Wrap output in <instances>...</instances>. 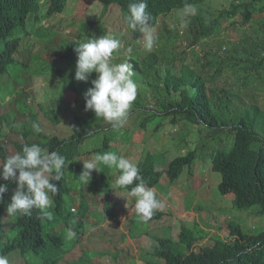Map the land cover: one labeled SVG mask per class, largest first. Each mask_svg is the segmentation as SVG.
<instances>
[{
	"label": "trees",
	"instance_id": "1",
	"mask_svg": "<svg viewBox=\"0 0 264 264\" xmlns=\"http://www.w3.org/2000/svg\"><path fill=\"white\" fill-rule=\"evenodd\" d=\"M67 1L0 0V42L4 43L0 47V56L7 61L10 53L8 48L10 47L16 48L23 42L29 44V41L32 43L33 39L40 36L49 37L53 33V36L57 37L58 32H53L54 27H68L69 20L66 17L58 20V22L63 20L61 24H58L56 20L59 16H63L61 14L66 7ZM95 1L103 6L100 16L105 13L104 11L109 5H117L116 8L121 13V21H124V16L128 14V5L135 2V0ZM43 2L45 11L41 13L40 9ZM147 2L148 8L146 11L150 15V26L157 25L159 17L167 16L175 10L183 9L185 3L192 4L199 9L196 15L187 18V26L182 30L184 33L181 36L182 38L186 37V47L189 49H183L181 57L175 59V56L172 55L173 53L176 54L175 45L170 47L169 52L166 51L169 40L171 38H173V41L174 39L176 40L178 32L165 28L161 31L159 29V36L155 42V45H157L155 52L150 53L149 59L142 63L145 68H149L147 64L148 61L151 62V67L154 68L155 72L146 70L151 77H159L158 73L163 70H160V68L164 67L165 76L176 84L179 88L178 90L184 88L187 84L191 86V94L188 91L185 92L191 97L190 102H188V97L185 93L184 96H179V98H174V94L164 96L166 92H170V94L173 91L176 92V90H171L170 86H166L164 82L160 101L166 102V105H163L164 109L159 112L167 116L170 115L169 122L173 124L181 122L184 130L197 129L200 135L195 136L194 140H192L193 146L188 143L191 139L188 137L183 143L187 152L173 157L171 160L167 159L165 155L156 158L152 153L146 151L137 161L144 181L148 187H151L153 183L157 182L158 176L164 174L170 182L181 172L184 165L188 166V170L191 172L193 161L199 158L200 149L205 147L204 142L210 143L224 134L227 136L226 140L231 138V145L228 147L227 143H225L224 148L214 147L208 157L211 169L220 175V181L217 184L218 193L231 198V208L244 209L247 212L250 211L251 215L255 214L259 217H264V110L255 103L251 88L254 84V89L264 92V0H230L228 6L215 11H208L203 8L205 0H147ZM255 13L261 15L257 20L255 19ZM42 21L45 22L46 27L40 24ZM224 21L229 22L232 29L242 36L238 42L240 45L236 46V44L232 43L231 47L238 57L236 58L237 62L235 61L233 66H241L240 68L244 72L240 78L239 89L244 88L251 91L248 94L249 98H246V100L242 99L240 90L236 87L228 86L233 84V80H239L238 77L231 79L228 68L216 67L208 78V82L206 81L207 83H205L203 81L202 83V81L194 80L193 70L183 64L187 51L194 48L199 41L204 43L201 40L221 33L222 22ZM254 22H256L255 25L257 27L253 26ZM100 23L101 21L96 19L93 22L84 21L82 25L88 32L94 25L100 27ZM28 25L32 28V31L27 30ZM244 25H248V27H244ZM125 26L133 36L136 35V30L131 29L126 22ZM28 32H30V35H27ZM92 36L97 35L92 33ZM243 43L245 46L242 47ZM74 47L73 50L69 49L70 53L66 52V55L71 54V57H73L76 54ZM27 49L30 50V48ZM239 52L243 55H239ZM208 53L209 51H205V54ZM75 58L77 59V56ZM204 59H206V55ZM175 60H178L182 67L179 70L180 72L176 71L179 66L173 62ZM133 62V66L137 68V62ZM8 64H0V73L6 72ZM221 75H225V80L221 85L216 84L215 81ZM89 85L91 87V84ZM85 86L86 82L70 81L61 87L60 90L63 91L70 89L78 92L77 99L72 102V104L77 105V108L71 110L70 106L69 113L61 112L60 106H56L51 97H49L47 102H36L37 108L34 111L31 109L32 106L28 105L26 100L23 99L18 107L23 109L24 112L27 110L29 113L27 121L21 124L23 129L20 134L23 140L21 142H13L14 153L21 151L26 144L29 146L33 143L38 144L49 152L58 151L71 161L68 164V166L72 165L68 171V177L73 174V176L79 175L83 168L82 163L78 161L83 152H80V144L86 138L94 135L97 130H108L107 126L103 127L101 125L91 130L81 114L82 110L79 108H84L85 100L84 93L78 89ZM184 90L182 89V91ZM162 91L165 92L162 93ZM81 95L82 98L79 100ZM138 104V101L135 102L136 107ZM35 111L46 114L44 116L46 120H43L42 123L45 125L47 132L44 131L42 124H39ZM24 112L19 111V113ZM88 115L94 120H103L96 118L93 112ZM12 116V114L0 116V129L3 128L4 121L10 125L9 120H11ZM60 122L63 126L64 136L48 133L51 127H56ZM143 122L144 124L146 123L145 120ZM33 124L40 126L41 131L39 133L34 131ZM108 128L113 130L110 125H108ZM125 130H128V125L125 128L113 131L119 132L124 138L126 137ZM141 131L148 133L145 128H142ZM0 137H2L1 134ZM146 138L142 137L133 140L136 143H142ZM111 139H113L112 136L104 135L102 148L98 149L106 150L118 145L114 141L110 142ZM202 141L204 142L202 143ZM177 143L181 144V142ZM111 152L117 154L114 149ZM6 157H8L7 151L0 142L1 163ZM131 157H128V159L131 160ZM111 170L102 165L101 172L92 173L91 181L84 186L83 184L82 186L80 185V188H77L72 180L65 181V175L60 181H56L55 183L59 184V191L53 198V207L49 209L53 213V219H62L67 224L74 223L75 219H77L80 222L78 231L89 223L90 217L96 218V220L102 219L103 214L107 213V210L113 206V198L116 195L111 191L113 187L110 188L106 184L95 189L98 180L93 178L99 177V181L107 179L110 181V177L113 176L110 173ZM0 183L5 182L0 181ZM8 187L10 191L4 193L3 202L0 203V237L6 235L8 238H6L7 240L4 248L0 251V255L4 256L12 251L23 254L28 250L34 253L44 251L48 254L51 246L47 243L49 235L44 230L48 220L40 218L39 210L34 209L31 217H13V230H4L1 212L7 208L11 190L15 188V185L9 183ZM131 187L129 186L128 189L130 190ZM89 190L93 197L105 194V198L99 206L94 203L93 199L91 202L90 197L87 198L86 191ZM72 204L76 206V214L70 212ZM92 206V209L96 212L89 210ZM193 209L201 210L202 208L195 206ZM160 215V213L155 211L150 220L141 222L146 227L144 233H132L129 235L131 239H137L140 235H147L154 239V246L149 251L150 256L147 259L146 255L143 256L145 264H153L156 260L163 262V264H264V222L257 226H251L256 228V231L253 232L255 234L244 232L239 224L231 221L225 222V224L220 223L218 224L219 231H224L225 237L215 240V234H213L210 238L212 241L211 245L200 246L196 250L193 247L194 244L202 239L204 235L197 224L190 231L187 229L181 231V241L170 236H151L147 224L149 221L157 219ZM96 220L92 222V225L96 224ZM139 220L141 219L139 218ZM0 244L3 246L1 242ZM46 260L47 258L44 256V263H47Z\"/></svg>",
	"mask_w": 264,
	"mask_h": 264
},
{
	"label": "clouds",
	"instance_id": "2",
	"mask_svg": "<svg viewBox=\"0 0 264 264\" xmlns=\"http://www.w3.org/2000/svg\"><path fill=\"white\" fill-rule=\"evenodd\" d=\"M147 8V0H135V2L128 5V14L124 16V21H122V24L126 28V22L131 29L136 30V35L133 36L128 29L127 30L129 32V35L124 36V38L119 34L122 39L126 40V44L123 40L120 41L118 37L116 38L113 35H99L98 32H101V28L95 25L93 30L91 28V30L88 31L89 33L83 36L79 33V30H83L84 26L80 25L78 30L75 31L76 33H71H75L73 37H77V40L71 41L70 43L63 42L65 35L61 32L59 33L64 36L58 34L57 40L53 39L55 38L53 36L54 33L49 37L40 36L36 38L41 39V42L34 44L40 51L34 52L30 49L28 51L29 55L24 57V61H18L13 56L17 51V48H19L20 50V44L16 48H8V51L10 52L8 55V60L6 61L2 56H0V64L9 63L8 68L6 72L0 73V75L5 74L15 79L11 76L10 72L13 73L17 69L15 66H19V73L17 76H19V78L21 77L22 79L20 81L17 80L16 83H13V91L7 94V96L13 94L12 100H9L10 102L6 105L10 106L8 108L9 111L4 112V114L0 116H4L7 114L13 115L14 113L12 112H15V116H17L19 114V111L17 112L19 103L23 101V99L26 100L28 105H31L30 101L27 100V97H30V95H25L23 90L28 86L33 89L37 88V83H35L36 79L42 81L40 83L41 87L39 88L42 90V92L44 86H48V81L50 83L49 86H54L58 81H60V89L70 81L86 82V86L81 87L78 90H81V92L84 93V110L86 116L83 115V110L81 111V114L84 116V119L86 120L89 128L90 123L94 121V118H90L88 115L91 112L94 113L96 118H101L105 122H107L113 130H119L123 127L124 123L132 113H134V116L136 117L138 115H143L146 107L156 108L158 104L155 101V97H152L151 100L145 102L146 105H144L143 103H139L136 107L135 103H133L136 99L137 94H140L141 90L140 80L136 82L133 80L135 73L137 71H141V68H144L145 70L150 72H155L154 68L151 67L150 61H148L147 64L149 68H145V65L142 63L143 61H147L150 57V53L155 52V49L157 48L155 42L158 36L156 35L154 38L152 32L153 29H156V25L150 26V15L146 11ZM196 14L197 8L192 4L185 3L179 15L180 26L186 27L187 17L194 16ZM99 17L100 15L98 16V19ZM43 22L44 21H42L40 24H42ZM159 29L160 28L156 29L158 33ZM27 30L32 31V28H27ZM161 30L164 29H160V31ZM55 31L56 30L53 29V32ZM92 33L96 34L97 36L91 37ZM178 33L179 35H182L184 32L179 31ZM205 40L206 38L201 41L205 42ZM3 44L4 43L0 42V47ZM122 44H124L125 46L123 47ZM67 45H69L68 48L66 47ZM73 47L76 54L73 57H71V54L66 55V52H69V49L73 50ZM222 47L224 50H222ZM225 50L226 48L222 44H220L218 45V48L216 50V52L218 51L217 56L212 55V53L210 52L208 54H205L204 52L197 62L198 67H194L188 64L186 58H184L183 64L193 70L192 72L194 80L202 81V83L203 81H205V83H207L208 78L213 73V70L216 67L225 68ZM181 55L182 53H178L176 57V54H174L175 59L181 57ZM205 55L206 59H204ZM75 56H77V59L75 58ZM132 59L133 61L137 62V68L133 66L134 62L132 61ZM173 62L178 64L179 67L176 69V71L180 72L179 70H181L182 67L179 64L178 60H175ZM27 70L30 73L24 72ZM160 70L162 71H160L161 73L158 74L159 78L161 79V85H163L165 82L166 86H170L171 90H176V92L173 91L172 94H170V92H166L164 96L174 94V98H179V96H184V93L186 91H188V93L191 91V86L189 84L185 85L184 88H180V90H178L179 88L176 86V84L170 81L165 76L164 67L160 68ZM4 79L11 82V80L6 76L4 77ZM29 79L30 82L28 81ZM224 80L225 75H221L215 82L216 84L221 85ZM27 82L29 83L24 85V83ZM89 84H91V87ZM18 87H20V89H16ZM182 89L185 90L182 91ZM68 90L70 89L64 91L61 90L62 96H64V93L66 91L68 92ZM42 92L40 93V97H42ZM164 92L165 91H162V93ZM74 93V99H77L78 92ZM14 94H16L18 98L14 97ZM185 95L188 97L187 101L190 102L191 97H189V95H187L186 93ZM35 97L30 98L31 101L36 104V101L38 102V97L36 98V101L34 100ZM161 103L166 105V102ZM162 107L164 106L162 105ZM168 117L170 118L171 116L169 115ZM11 120L13 121V118ZM144 120L147 122L148 117L142 116L141 120L138 122V126L140 128L138 134L141 135L142 133L140 138L147 137L144 140V143H147L151 135H146L148 133H144L143 131H141L142 126L140 123ZM132 123H135V121H133ZM177 124L178 123H175L173 125ZM33 129L36 133H39L41 131V128L38 124H33ZM2 137H0V142ZM92 139H94V137ZM160 141V139L155 140L154 138L151 141L156 150L159 152L162 151L161 147L159 146V144H162L160 143ZM171 141L174 142V140ZM120 145H122V143L112 147H118ZM83 146L85 147V149H83V152H85L87 155V152H89V150H87L89 147L88 142ZM183 147L186 149L185 146ZM90 152L91 153L89 154L93 155V151L91 150ZM186 152L187 150H185V152L183 153H178L173 157H177L178 155L184 154ZM162 155H165V153L163 152ZM173 157H167V159L171 160ZM196 161L197 159L193 161V164L194 162L196 163ZM70 162L71 161H69L64 155H61L58 151L49 152L43 149L38 144L33 143L30 146L27 144L24 145L22 147V150L16 152L14 155L8 154V157H6L4 161L0 163V181L5 182L0 183V203L3 202L4 193L10 191L8 184L12 183L15 185V188L11 190L10 201L7 204V208L1 212V215L3 216L2 224L4 226V230H13V217H31L34 209L39 210L40 218L48 220L44 226V230L49 235V237H47V243H49L51 246V250L48 251V254L44 251L34 253L33 251L28 250L23 254L18 253L17 251H12L4 256L0 255V264H9V261L13 259L11 256L13 254L19 255L23 259V264H34L33 261L35 262V264H71V261L77 259H81L79 263L89 260L88 264H103L102 261L105 258H119L117 255V253L120 251L119 248H117L116 246L113 247V244L110 241V236L115 235H109L104 230H100L99 234L97 235L100 240L97 244L100 247L99 250L90 252L91 256L89 258L87 256L84 257V255H86V253L84 252V248H90V245L81 243V238L86 235L84 233H89L90 231L91 233H93L96 228H98L101 224L106 223L110 218L115 219L118 213H115L117 212V208H115L114 206L119 205V201L117 203L113 202V206L107 210V213L103 214L102 219L96 220V218L90 217L89 223H87L82 228V234L81 229H79L78 231L80 222L77 219H75L74 223L68 224L65 223L62 219H53V213L49 209L53 207V198L59 191V184L57 185L55 182L60 181L64 177V175L65 181L72 180L74 185L77 186V188H80V185L82 186L83 184L84 186L91 181L93 171L101 172V165L112 169L110 171L112 175V171H114L113 169H115L117 172H114V174H117L116 177L114 178V175L110 177V181L114 186L113 190L111 191L115 193L118 200L120 199L122 191H125L128 196L132 197L135 200L134 208L132 209L135 213V218L137 219H132L136 221L135 225L139 222H146L150 220L153 217L155 211H157L161 215L157 219L151 220L149 222L158 221L161 217L165 216L166 212H168L167 208L164 206V199L160 200L157 196L156 190L154 189L157 185L167 180L164 174L158 176L157 182L153 183L151 187H148L140 173L138 163H134L124 156L117 155L115 152H103L94 155V157L90 160L82 161L83 168L81 173L75 176H73V174L71 177H68V171L72 167V165L68 166ZM188 169V166L184 165L181 172L175 178H173V180L178 178V176L184 171H188L187 173L193 176ZM161 178L162 181H160ZM77 180L80 182H78ZM129 186H132L130 190L128 189ZM86 196L87 198L90 197L91 202L93 199L94 203L98 206L105 198V194H101L99 197H93V194L90 190L86 191ZM181 207L186 212V209L182 202ZM92 208L93 206L90 207V209ZM70 212L76 214L75 205L72 204ZM193 214L196 213L193 212ZM138 217L141 220L138 221ZM94 220H96L97 222L96 224L92 225V222ZM118 220L122 223V226H126V223L124 222L122 216H119ZM225 222L226 221L224 220L221 223L225 224ZM195 224H193L190 229H192ZM6 225H9V229ZM88 225H90L91 227L88 228ZM131 226L134 227L133 222H131ZM197 226L198 228L202 229V232L204 233L203 238L205 236H207V238L209 237V235L211 236V234H209L210 229L202 226L200 227L199 224H197ZM169 228L171 229L170 231L172 234L173 229L172 227ZM114 233L118 234L117 232ZM129 235L130 234L128 231L127 237H129ZM143 236L144 235H140L138 236V238ZM145 236L147 237V235ZM161 236L162 235H159L158 237ZM6 238V235L0 237V242L3 244V246L0 244V251L4 248V244L8 239ZM66 239L72 240V245L68 249L62 250L63 244ZM154 243L151 247H149L150 250L154 246ZM209 244H212V241ZM149 251L145 252L146 259L150 256ZM97 252L100 253V255H104L99 257L94 256L93 253ZM28 253L31 254L32 258L28 255ZM44 256L47 258V263H44ZM135 264H145V260H138ZM153 264H163V262L156 260L153 262Z\"/></svg>",
	"mask_w": 264,
	"mask_h": 264
},
{
	"label": "rangeland",
	"instance_id": "3",
	"mask_svg": "<svg viewBox=\"0 0 264 264\" xmlns=\"http://www.w3.org/2000/svg\"><path fill=\"white\" fill-rule=\"evenodd\" d=\"M230 0H205V3L203 5V8L207 9L208 11H215L216 9H221L224 6H228ZM115 6V7H114ZM117 5L111 4L108 6V8L105 9V13L99 17V20L101 21V32H98L99 35H113L120 41H124L126 44V40L122 39L121 36L129 35V32L127 28L124 27L122 24V17L121 13L118 8H116ZM197 8V7H196ZM41 13H44L45 11V5L44 2L41 4ZM182 9L175 10L171 14H168L167 16L159 17L158 22L156 25V29H169V30H175L176 32L182 31V28L184 27L180 26V20L179 15ZM197 8V12H198ZM103 11V6L101 3L95 1V0H68L66 3V7L61 15L56 20L58 24H61L63 20L59 21L60 18L65 19V17L69 20L68 27L62 28V27H54L53 29L58 32L59 35L63 33L65 35L63 42L70 43L71 41L77 40V37H73V35L76 33L75 31L78 30L79 26L82 25V23L85 20L94 21L95 19H98V16ZM261 15L258 13H255V19L257 20ZM188 18V17H187ZM239 19V18H238ZM44 26L45 22L42 23ZM256 22L253 23L254 27H257L255 25ZM50 25V24H49ZM28 29L30 26H27ZM244 27H248V25H244ZM94 29V26H92V30ZM156 29H153V35L159 36V33L156 31ZM250 30V29H249ZM61 32V33H59ZM72 32H75L74 34H71ZM79 33L81 35H87L89 32H86L85 29L79 30ZM71 34V35H70ZM27 35H30V32L27 33ZM61 35V36H64ZM32 37V35H31ZM185 38H182L181 35L178 33V38L174 39L171 38L169 40L168 46L166 51H170V47L175 45L176 46V54H180L183 49H188L185 44ZM242 36L240 34H237L236 31L232 29V26L229 22L224 21L222 22V29L221 33L217 36L209 37L205 40L204 43L199 42L194 48L191 50H194L193 52L187 51L186 54V61L188 64L194 67H198V61L201 58L202 54L205 51H209L212 53V55L217 56L218 51L216 52L218 45L222 44L226 48V63L225 68H228L230 71V77L233 80V78L238 77L239 80L235 81L233 80V84H229L228 86L236 87L238 90L241 91V96L243 100H246L248 97V94L251 93L250 90H245L244 88L239 89V83L240 78L243 75V70H241V66H233V63H235L237 57V53H235L232 50V43L237 45L238 42ZM54 40H57V37L53 38ZM173 41V42H172ZM41 42V39H33L32 43L29 41V44L27 43H21L20 50L17 48V51L14 53V58L18 61H24V57L29 55L28 49L30 48L34 52H39L37 46H35V43ZM69 45L66 47L68 48ZM124 47L125 45L122 44ZM245 46V44H242V47ZM222 50L223 47H222ZM189 52V53H188ZM174 55V53L172 54ZM239 55H243L241 52H239ZM171 56V55H170ZM237 62V61H236ZM17 69L11 73V76L15 79L5 75H0V115H3L4 112L9 111L8 108L10 106H6L13 98V94L7 96V94L11 93L13 91V83H16L17 80H21L22 78L18 75L19 73V66H15ZM59 67V66H57ZM26 73H30L28 70L24 71ZM7 77L11 80V82L8 80L6 81L4 77ZM133 80L136 82L140 80L141 82V90L140 94H137L136 99L133 103L139 102L146 105L145 102L148 100H151L152 97H155V101L157 102L158 106L156 108H148L146 107L144 110L143 115L134 116L135 114L132 113L126 122L124 123L122 128H125L128 125V130H125L126 137L122 138L121 134L119 132H115L108 128V123L104 120H94L92 123H90V129L94 130L98 125H101L103 127L107 126L108 130H97L94 135L91 137L86 138L79 146L80 152L85 149L83 146L85 143L88 142V149L89 152L86 155L85 152L82 153V156L78 158V161L82 163V161L90 160L94 157L96 154H100L103 152H111V150H115L118 155L124 156L126 158L131 157V161L134 163H137V161L143 156V154L146 151H149L152 153L156 158L160 157L162 153H165L166 157H173L178 153L185 152V148L183 147L184 141L190 137V141L188 143L193 146V141L195 136H199L200 132H197V129H191V131H186L182 128V123L179 122L177 125H173L171 122L168 121V116L162 113H158L159 111L163 110L161 103V79L159 77H151L147 71L144 68H141V71H137L135 73V76L133 77ZM30 82V79L28 80ZM24 83V85L28 84ZM42 81L36 79L35 83H37V88L33 89L28 86L27 88H24L23 92L25 95H30V97H38V102L43 103V101H48L49 97L52 98V101L55 103V105L60 106L61 112H67L69 113V108L71 106V110H74L77 108V105L72 104L74 101L75 93L68 90L64 93V96H62L61 90H60V81H58L54 86H49V81L47 82L48 86H44L43 92L41 89L40 83ZM254 85V84H253ZM253 85L252 88V94L255 103L264 110V92L254 89ZM187 88V87H186ZM20 89V87L16 88ZM42 92V97H40V93ZM192 90L189 92L191 94ZM254 92V93H253ZM14 97L18 98L16 94H14ZM27 97V100L31 103V109L32 111L37 108L36 104L31 101V98ZM82 98V95L79 97V100ZM66 100V101H65ZM37 102V101H36ZM71 103V105H70ZM21 105V104H20ZM4 107V108H3ZM80 110H83V115H85L84 108L80 107ZM24 112L23 109L18 107L17 112ZM16 112V113H17ZM38 117L39 124H42L43 129L45 132L46 127L43 125V120H46L43 112H37L35 111ZM10 121V125L4 121L3 128L0 130L1 135H3L1 142L4 145L7 154L14 155L15 148L13 145L14 141L21 142L23 140L20 132L23 129L21 127L22 123H25L27 121V115L28 111L25 110L24 113H19L17 116H15V112ZM142 116H147L148 121L144 124V122H141L142 128H145L148 132L146 135H151L147 143H136L134 139L140 138L141 135L138 134L140 131V128L138 126V122L141 120ZM11 118V119H12ZM70 120V119H69ZM135 121V123H132ZM69 123V122H67ZM71 123V120H70ZM63 126L61 122L56 127H51L49 129L48 133H56L58 135H63L64 131L62 130ZM206 128V127H205ZM65 135V134H64ZM63 135V136H64ZM104 135H110L113 137V139L110 140L116 142L117 144L122 143V145L118 147L109 148L106 150H97L98 148H102V140ZM130 138H129V137ZM94 137V139H92ZM226 137L224 134L220 136L218 139L208 143L202 141V143H205V147L200 149L199 151V158H197L196 163L191 167V172L193 176H191L188 171H184L181 173L178 178L174 179L171 182H168L165 180V182L160 183L157 185L154 189L157 192L158 198L164 199V206L167 208L168 212L165 213V216L161 217L156 222H149L147 224V228L150 234L153 236H159L162 235L163 237L170 236L173 239L178 238V240L181 241V231L184 229H189L192 227L193 224H199L201 227H205L210 229L209 234L214 235L215 240L216 239H223L225 237L224 231H219L218 224L222 221H232L234 223H237L240 225L242 230L247 233H253L256 231L255 227L251 226H257L259 224H263L264 217H259L255 214H250V211L247 212V210L239 209V208H231V198L225 197L226 195H220L217 190V184L220 181V175L217 172H214L209 164V154L214 147H221L224 148L225 143H227V146L229 147L231 145V138L226 140ZM155 140H161L159 146L161 147L162 151H157L153 143L151 142L152 139ZM92 139V140H91ZM91 140V141H90ZM171 140H174L172 142ZM176 142H181V144H178ZM112 146V145H109ZM93 151V155L89 154L90 151ZM1 163V161H0ZM102 166V165H101ZM100 166V169H101ZM112 171L114 178L116 177L117 173L115 169ZM109 171V170H108ZM107 171V172H108ZM97 171H93L92 173L95 174ZM205 178V179H204ZM93 179H97L95 188L98 189L99 187H103V184L108 185L110 188L114 187L113 183L111 181L104 180L99 181V177H94ZM78 181V180H77ZM162 181V178L160 179ZM80 182V181H78ZM119 197V196H118ZM114 202L119 201V205H115L114 207L117 208L118 213L117 216L114 218H110L106 223L101 224L98 228H96L93 233L91 231L86 234L83 238H81V243L90 245V248H84V252L86 255L84 257H90L92 251H98L99 246L97 245L100 241L97 235L99 234L100 230L106 231L109 235H115L110 236V241L113 244V247L119 248V252L117 253V257L115 259H103V264H135L138 260L143 261V256H145V252L149 251L154 240L149 236H143L137 239H131L127 237L128 231L129 234L131 233H144L146 230V227L139 222L135 225L136 221L132 220L135 218V213L132 210L134 208V202L135 200L128 196L125 191L121 192L120 199L118 200L117 197L113 198ZM181 202L183 203L186 212L181 207ZM195 206L201 207V210H193ZM124 207V208H123ZM91 211L96 212L94 209H90ZM123 212V213H120ZM195 212L196 214H193ZM252 213V212H251ZM119 216L123 217L124 222L126 223V226H122V223L118 220ZM103 218V217H102ZM197 219V220H195ZM6 220V219H4ZM131 222H133L134 227L131 226ZM9 229V225H6ZM91 227L88 225V228ZM166 227V228H165ZM172 227V234L170 232V228ZM111 231V232H109ZM117 232L118 234L114 233ZM83 233V230L81 229V234ZM218 233V235H216ZM80 238V237H79ZM211 236L207 238L205 236L198 242L194 244L193 247L197 250L200 246H206L211 241L209 240ZM80 240V239H79ZM72 240L66 239V241L63 244L62 250H66L72 245ZM211 245V244H209ZM88 251V252H86ZM28 255L31 257V254L28 253ZM94 256H102L100 253H93ZM12 260L9 261V264H23V259L17 255L13 254ZM146 257V256H145ZM32 258V257H31ZM81 259L73 260L70 263L71 264H88L89 260L83 261L79 263ZM117 262V263H116ZM35 264V262L33 261Z\"/></svg>",
	"mask_w": 264,
	"mask_h": 264
}]
</instances>
